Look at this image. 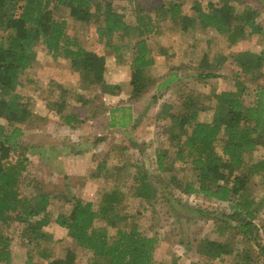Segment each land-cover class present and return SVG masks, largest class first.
Listing matches in <instances>:
<instances>
[{
    "label": "trees",
    "instance_id": "trees-1",
    "mask_svg": "<svg viewBox=\"0 0 264 264\" xmlns=\"http://www.w3.org/2000/svg\"><path fill=\"white\" fill-rule=\"evenodd\" d=\"M113 1L0 0V264H11L10 229L18 231L22 245L31 247L33 254L45 264H74L75 256L68 246H62L61 239L53 240L44 231L51 222L78 249L91 253L87 264H153L156 238L147 236L134 224L127 225L128 215L121 212L120 207L129 196L145 204L151 203L158 192L168 198V186L185 195L227 203L230 208V213L223 218L211 214L209 217L217 230H224L221 233L232 230L233 235L229 234L223 241L206 237L193 240L194 244L187 248L212 261L232 257V264H264V244L258 242L251 223L263 202L246 197L252 178L264 173L262 86L257 85L252 90L250 105L243 99L246 88L240 81H236L233 91L210 89L205 94H197L196 99L192 95L194 91L189 90V94L179 96L177 101L172 96L165 100L155 116V128L165 137L167 145L159 148L150 161L155 176L148 174L144 163L132 164L133 172L129 176L135 185L129 186L126 196L113 188L103 193L95 205L78 196L68 198L66 189L63 195H51L44 191L40 182L26 180V158L22 152L25 149L19 140L23 135L22 126L35 117L29 107L34 105V99L18 89L24 88L21 77L36 60L37 45L43 46L53 59L67 61L71 72L78 75L79 90L98 89V95L91 98L79 90L77 95L72 93L74 89H57L59 98L45 105L49 111L60 115L66 99L73 97L74 113L63 117L65 124L80 123L82 118L94 119L108 110L109 126L126 125L125 115L122 114L118 122L112 120L114 110L102 103L103 96L115 97L121 91L119 83L110 84L104 79V54L87 50L77 37H71L67 33V21L80 23L83 33L91 32L103 52L113 55L115 62H125L129 53L131 100L139 99L152 83L148 71L154 62L145 38L154 31L152 20H168L175 29L183 32L194 31L198 26L206 32L210 30L225 36L233 44L249 35L264 34L261 12L252 7L239 8L232 3L234 0L208 1L206 4L194 0L191 7L194 17L182 15L178 1L168 3L163 11L161 6L150 7L148 11L137 6L138 13L130 16L116 11ZM59 8L67 11L66 18L53 15ZM140 11L156 14L152 19ZM227 59L216 56L208 63L204 57L194 81L204 86L208 80L217 78V72ZM231 59L240 73L249 76V81L263 77L264 46L258 52L235 53ZM174 80L175 74L170 75L155 88L159 91ZM32 83L28 81L27 84ZM198 98L202 100L198 101ZM151 99L155 101L156 97ZM83 110L87 111V116L82 114ZM176 165L181 171L185 168L191 171L186 181L173 173ZM109 170L116 178L123 171L119 166ZM109 170L99 162L95 166V175L106 179ZM166 174L167 180L159 178ZM150 178L155 180L150 181ZM61 199L64 200L62 206L65 204L68 208L53 218L49 212L51 202ZM97 220L103 225L95 226ZM111 229L115 230L113 234L109 233ZM237 236L243 238L239 250L233 246ZM30 254L25 264L32 263ZM170 264H177V259L171 260Z\"/></svg>",
    "mask_w": 264,
    "mask_h": 264
},
{
    "label": "rangeland",
    "instance_id": "rangeland-1",
    "mask_svg": "<svg viewBox=\"0 0 264 264\" xmlns=\"http://www.w3.org/2000/svg\"><path fill=\"white\" fill-rule=\"evenodd\" d=\"M174 1L180 3L182 15L194 17L191 9L194 0H136L130 6L125 0H115L112 4L116 11L130 16L138 13L136 11L137 6L146 8L145 11H148L150 7L161 6L163 11L167 8L168 3H173ZM202 1V3L206 4L208 1L216 0ZM232 3H235L239 8L252 7L259 10L261 12L260 19L264 26V14L262 13L264 0H234ZM143 14H149L154 19L153 17L156 13L144 12ZM53 15L57 18L64 19L66 18L67 11L59 8L54 10ZM165 15L167 18L168 14ZM164 25L167 26L168 32L174 30L173 26L169 27L167 23ZM81 26L80 23L67 21V33L71 37H77L78 41L87 50H92L102 55L104 54L106 65L104 79L107 83H126L129 78L126 65L116 66L113 55H110L109 52H103L102 46L95 41L94 35L89 31L87 33L81 32ZM206 34L207 45L201 49L208 50L210 55H213L210 58L221 55L227 56L228 59L223 64L221 70L218 71L217 78L208 80L204 86L196 83L193 79L196 73V70L193 69L198 66L199 62L196 61L194 64L192 62L193 59L196 60L195 58H199V55L203 53L199 49L201 44L195 43V50L192 54L189 57H184L180 53L181 49L177 52L173 50V46L176 48L178 43L174 42L172 45H169L168 41L170 40H163V38L161 39L162 43L158 40L159 38L155 39L157 38L156 35L147 34L146 39L153 46L158 42V44L168 47L167 55L170 56L177 53L172 58L174 61H170L167 64L163 63L164 60L162 58H157L159 63L148 71L152 82L154 81L156 85L160 82L162 78L161 74L166 72L169 66L176 63V57H178L180 62L191 64L190 66H185L181 71L182 78L174 82V86H171L165 93L156 94L158 96L155 97L162 96L157 100L156 104L151 100V96L155 94L154 87H150L142 97L132 101L129 100L130 89L126 85H121L122 91H120L118 96L102 97L104 106H110L111 108L120 104L125 105L126 103L132 105L134 116L137 117L136 126L133 129L139 125H147L149 127L145 130L146 133H149L147 137H143V139L138 138L136 143L138 146L144 144L145 147H134L130 144V140L138 136L137 129L135 131L132 129L126 130L123 134L112 130L110 131L108 129L109 127H107L108 120L106 116H104L105 120H101L95 127L88 123L91 119L82 118V129L78 128L75 131L67 129L63 120L66 108H63L62 115H57L46 108V103H53L59 98L57 95L59 91L57 89L60 88V90H65V88L71 86L74 89L73 92L71 91L73 94L78 95L81 93L90 98L98 95V89L79 90L80 81L77 77L74 78L70 74L71 72L67 61L62 58L53 59L50 54L45 52L43 46L37 45L36 60L31 65V68L27 69L21 77V81L25 82L23 85L24 88L18 89L23 94L33 96L34 99V105L32 104L29 107L35 117L34 119L32 117L29 124L22 126L24 135L20 137V143L25 149L22 152L26 158V180L32 179L40 182L43 185L44 191L49 192L51 195L62 194V192L65 194L66 189L68 198L78 196L81 200H87L86 202L91 201L95 205H98L103 193L110 192L113 188L119 189L126 196L129 186L135 185L134 181L131 182L133 179L129 176L133 172L131 168L132 164L140 165L144 163L148 174L155 176L150 162L153 158V150L157 147L159 149L160 143L163 146L167 145V141L161 134H159L158 139L151 141L150 127L153 132L156 131L157 133L155 128L156 112L168 97L170 98L172 96L173 100L177 101L179 96L189 94V90L194 91L192 95L195 98L198 96L197 94H205L210 89L216 92L233 91L236 81H240L246 88L243 99L247 105H250L253 100L252 90L257 85L264 87V75L257 81H249V76L240 73L239 69L233 64L231 56L241 50L258 52L264 46V35L252 36L245 43L230 45L226 38H222L210 30ZM171 37H175V35L173 36L172 33ZM126 56L129 57V53ZM170 74L174 73L170 72ZM28 81H32L35 85L33 83L27 84ZM155 83L150 86H153ZM77 90L80 92L78 93ZM72 98L69 97L66 99L68 104H73L72 100L75 98ZM199 100L201 101L202 99L198 98ZM86 113L87 111H82V114L86 115ZM98 133L100 136H97ZM97 139H101V141L97 142ZM71 140H74L75 143L73 144H78L76 146L82 151V155L85 154L84 156L76 157L77 155L75 154L71 156L67 155L71 154L68 153L69 151L74 150L68 144ZM41 156H45L42 161H40ZM99 162H103L107 170L111 167L119 166L123 171H121L118 178L112 177L109 170L106 179L93 180L97 179L92 178V175L95 174V166ZM173 173L178 177L180 176L181 180L186 181L190 177L191 171L188 168L182 169L181 171L178 165H176ZM167 177V174L159 176L163 180H167ZM154 180V178H150V181ZM127 183L131 184L128 185ZM157 195L149 204L141 202L134 196H129L126 197L123 206L120 207L121 212L128 215L127 225L134 224L147 236L156 238L157 243L153 253V264H170L173 259H177V264H232V257L212 261L197 255L194 249L187 248L193 245L195 240H200L205 237L210 240L223 241L229 237V234H234L232 230L227 233H221L224 230H217L216 226L214 227L213 225L212 219L209 217V214H211V216L214 215L223 218L226 214H229L230 208L227 203L205 200L201 196L180 194L172 186H168V198L166 196L163 198L160 192ZM246 197H249L251 200L254 199L256 202H263V206L258 212L257 217L251 223L254 226V230L252 229L253 232L256 231L258 235V242L264 244V173L252 178L251 187L246 193ZM53 201L49 207V212L54 218L58 212L67 209L68 206H65V204L62 206L63 199ZM231 224L234 225L232 222ZM101 225H103L102 221L97 220L95 222V226ZM9 231V237L11 238L9 246L12 257L11 264H25L27 256L30 253L33 256V261L30 264H45V262L33 254L31 247L26 248L22 245L18 231L15 229H10ZM44 231L50 234L53 240L61 239L62 246H68L75 256L74 264L88 263L91 258V253L78 249L53 222L44 228ZM114 231V229H111L109 233L113 234ZM241 237L237 236L236 240L233 241V246L237 250L242 246L241 241L243 238L241 239ZM55 247L58 248V246Z\"/></svg>",
    "mask_w": 264,
    "mask_h": 264
},
{
    "label": "crops",
    "instance_id": "crops-1",
    "mask_svg": "<svg viewBox=\"0 0 264 264\" xmlns=\"http://www.w3.org/2000/svg\"><path fill=\"white\" fill-rule=\"evenodd\" d=\"M125 1H127V4L130 6V5H133L134 4V1H136V0H125ZM143 13H141V14H143ZM152 22L154 23V28H153L154 31L152 33H149V35L150 34L156 35L157 38H155V39H158L159 38L158 39L159 41H161L162 38H163V40H170V41H168V44L169 45H172V43H174V42L175 43H178V46L176 48L173 46V50L175 52H177L178 50L181 49L180 53H182L184 55V57H189L192 54V52L195 50V45H194L195 43L201 44V46L199 47V49H201L202 47H205L207 45V38H206V35L207 34H206V31L199 29L198 26H196L197 29H194L193 28L194 31H192V29H188L187 31L183 32V31H180V30L175 29V27L168 20L159 21V22H156L155 20H152ZM165 23L169 24V27H172L173 26V28H174L173 31L174 32L173 31H171V32L169 31L170 32L169 33L168 30H167L168 29L167 26L164 25ZM192 32H193V35H192ZM172 33H173V36L175 35V37H171ZM262 35H264V34H262ZM219 36L222 37V38H226L225 36H222V35H219ZM252 36H257V35H249V36H246L243 39L238 40L237 43H235V44L230 43L227 40V38H226V40L229 42L230 45H236V44H240V43H245L246 41H248L250 39L249 37H252ZM145 38H146V36H145ZM146 42H147L148 47L151 49V57H152V60L154 62L152 68L155 67L159 63V60H157V58L158 59L159 58H162L164 60V62H163L164 64H167L170 61H174V59H172V58L175 57L177 55V53L175 55H170L169 56V55H167L168 47L163 46L161 44H158V42H156L155 43V46H153V44H151V42L149 43V41H147V39H146ZM155 50H156V52H155ZM201 51L203 53H201L199 55V58H195V56H194V58L196 60L193 59V62H192L193 64L196 63V61L199 62L198 66L195 69H193V70H196V73L194 74L195 76H196V74L199 71L198 70L199 69V65H201V63L203 62V58L204 57H206V60L208 61V63L209 62H212L213 59H214V57L213 58H210V56L212 57L213 55H210V53L208 52V50L201 49ZM242 51H248V50H241L239 52H242ZM236 53H238V52H236ZM218 56H221V55H218ZM225 57H227V56H225ZM129 60H130V56L127 57V59L123 63H118V62H115V63H116V66L126 65V67L128 69V72H129V76H130V62H129ZM175 60H177L176 63L173 64L172 66H169V68L166 70V72H164V73L161 74L162 78H161V80H160L159 83H162V81L164 79H167L170 75H173V74H170V72L175 74L176 80L172 81L171 83H169V85L166 88H163V89H161L159 91H157L156 88H155L159 83L156 85V83L153 81L151 84H153V83H155V84L153 86H150V87H154V93L155 94L153 96H151V98H153L155 96H158V95H156L158 93H160V94L161 93H165L171 86H174V82H176V81H178V80H180L182 78V72L181 71L183 70V68H185V66H190L191 65L190 63L185 64V62H180L178 60V57H176ZM68 67H69V65H68ZM221 68L219 70H221ZM115 69H116V67H115ZM262 71L264 73V68H263ZM70 72H71V70H70ZM70 74L72 76H74V78H76V77L78 78V75L76 73L74 74V73L71 72ZM217 74H218V72H217ZM78 80H79V78H78ZM119 85H120L121 89H122V86L121 85H126L130 89V95H131L132 87L129 85V78H128V80H127L126 83H124V84L120 83ZM72 88L73 87L69 86V87H67L65 89L66 90H70ZM148 89H147V91H148ZM142 96L143 95H141V97ZM160 97H162V96L156 97V100L154 101L155 104H156L157 100L160 99ZM129 100H131L130 99V96H129ZM67 102L68 101H66V103H65V108H66L65 109V116H69V115H71V114L74 113L73 112V109H72L73 105L72 104H68ZM107 107H109L110 110H114L112 120L115 119L116 122H118L120 120V117H121L122 114L126 116V125H125V127H118L117 125L109 126V123H110L111 118L108 116V112L109 111L107 110V108H105L107 111L105 110L106 112H104L103 115L98 116L97 118H94V119L89 120L88 123L90 125H92L93 127H95L101 120L104 121L105 120L104 116H106L107 117V120H108L107 127H109L108 129H110V131L112 130V131L120 132V133L123 134V132L126 131V130L132 129V130L135 131V129H137L138 131H136V132H137V135L138 136H136L135 138H133L132 140H130V144L131 145H134L135 144V145L138 146V144H136L137 141H138V138L139 139H143V137H147V135L149 134L148 132L147 133L145 132V130L147 128H149L147 125H139V126L135 127V129H133V127L136 126V118L137 117L134 116V110H133V107H132L131 104L126 103L125 105L120 104V105H117L115 107L113 106L112 108L110 106H107ZM81 123H82V120H81L80 123L70 122L69 124H65V127L67 129H69V130L71 129L72 131H75V130H78V128H81L82 129L83 126L81 125ZM153 129H154V124H153ZM150 130H151V137H152L151 138V141L154 140V139H158L159 138V134L156 133V131L153 132L151 127H150ZM23 133H24V130L22 128V134ZM126 134H128V132H126ZM97 136H100V134L98 133ZM68 139H71V138H68ZM19 142H20V140H19ZM73 143H75L74 140H71V142H68V144H70L69 147L70 146L73 147L74 150L73 151H69L68 153H71V154H67V155L71 156L72 154H75V155H77L76 157H78V156H84L85 154L82 155V151L77 148L76 145H78V144H73ZM143 143H147V142H143ZM141 146H144L145 147L144 144H142ZM141 146H138V147H141ZM164 146L166 147V145H164ZM164 146L161 145V143H160L159 148H162ZM158 150H159L158 147L155 148L153 150V153L152 154L156 153ZM40 159H41V157H40ZM43 159L44 158H42L40 161H42ZM92 178H97V179H93V180H102V179H104L102 176L98 177L95 174L92 175ZM180 194H182V193H180ZM88 202H91V201H88Z\"/></svg>",
    "mask_w": 264,
    "mask_h": 264
}]
</instances>
